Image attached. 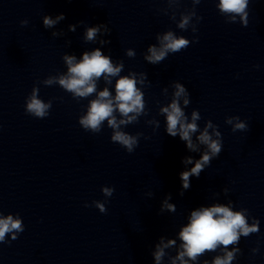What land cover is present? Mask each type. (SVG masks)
Instances as JSON below:
<instances>
[{
    "label": "clouds",
    "instance_id": "9594fccd",
    "mask_svg": "<svg viewBox=\"0 0 264 264\" xmlns=\"http://www.w3.org/2000/svg\"><path fill=\"white\" fill-rule=\"evenodd\" d=\"M193 5H198L201 0H191ZM218 9L221 13L229 15L230 20L226 23L239 22L243 26L248 25V7L249 0H219ZM196 17V11L193 9L188 13H181L177 28L180 30H188L193 18ZM65 16L61 13L52 19L49 15L43 16V26L45 29L52 28ZM174 20L175 17H172ZM199 20L202 17H198ZM27 20H22L21 25L26 26ZM83 24V21L78 22ZM78 25H69L68 30L75 32ZM195 34L198 29L192 27ZM110 32L107 24H97L85 27L84 39L86 42H95L98 35H105ZM63 32H53V37L62 36ZM156 44H151L147 48V54L144 60L152 65H157L164 61L169 54H174L188 48L190 44L198 42V37L193 36L190 41L182 35H177L174 31L168 30L162 35L158 34ZM68 44L71 41L67 42ZM100 45L109 44V40L102 39ZM126 56L134 58L136 53L133 49L126 50ZM63 61L67 65V73L58 76H49L43 81L46 86L58 84L63 90L72 94L73 99L80 100L94 96L87 106L85 115L79 117V124L85 131L99 133L107 122V126L112 130L111 141L118 143L128 153H132L138 146L139 137L142 133L135 135L129 134L121 129V126H127L138 122V118L148 113L145 111L146 103L144 92L137 85H144L147 82L146 73L129 72L127 75H121L124 69L123 61L113 63L109 55H105L100 47L92 51H85L82 58L77 60L75 55H64ZM256 67H259L258 65ZM119 77L115 80V95L113 96L109 88L105 86L102 91H97L98 81L103 79L106 85L113 83L112 78ZM174 89L171 103L159 109V113L166 118V133L171 137H179L186 144V148L190 152H199V159L191 156L183 158L182 163L192 165L190 169H185L179 173L182 183V191L180 195H184V190H188L191 186L190 178H199L201 172L208 167L214 158H218L223 147L222 134L218 130V126L211 120L206 121L203 129L197 123L201 119L200 112L193 110L191 117L185 112V108L190 104V93L184 84L174 81L171 85ZM167 92V88L163 90ZM39 88L33 87L30 97L26 98L25 111L27 114L43 119L49 115L52 107V100L45 102L38 98ZM183 100V106H181ZM119 114V119L117 117ZM225 123L232 126V131H247L248 125L238 116L226 117ZM159 128V122H156ZM198 135H195L197 134ZM195 135V141L193 136ZM203 146V151L201 147ZM105 197H111L115 189L113 187H102L101 189ZM227 194L228 189H223ZM149 196L152 193H148ZM218 195V194H217ZM171 199L169 194L161 205L160 212L165 210L175 212L176 206L169 203ZM94 206L99 209L100 213H106L107 208L105 202L93 201ZM89 205L86 203L85 207ZM248 209L241 208L233 210V203L229 201L225 204H214L209 207H199L191 211L188 223L179 231V240L182 242L179 246L181 250L172 258L171 264H199L200 258L210 252H216L219 248L222 255H216L211 261L205 259L203 264H232L240 253L239 244L241 237H248L250 234L259 232V220L252 218V223L248 222ZM24 231V224L21 217L13 214L3 215L0 213V243H7L6 237L11 236L12 240L18 238V234ZM176 244L174 239L164 242V237L159 238V243L155 245L153 253L156 264H161L162 258L166 255L165 249ZM231 246V250H229ZM253 253L258 248L252 249Z\"/></svg>",
    "mask_w": 264,
    "mask_h": 264
}]
</instances>
